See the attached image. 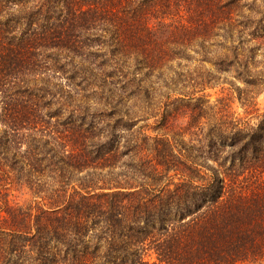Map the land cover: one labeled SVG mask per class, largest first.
Segmentation results:
<instances>
[{"label":"trees","instance_id":"16d2710c","mask_svg":"<svg viewBox=\"0 0 264 264\" xmlns=\"http://www.w3.org/2000/svg\"><path fill=\"white\" fill-rule=\"evenodd\" d=\"M258 50L264 0H0V264H264Z\"/></svg>","mask_w":264,"mask_h":264},{"label":"rangeland","instance_id":"374dc122","mask_svg":"<svg viewBox=\"0 0 264 264\" xmlns=\"http://www.w3.org/2000/svg\"><path fill=\"white\" fill-rule=\"evenodd\" d=\"M255 46H252V47H250V48H254ZM263 54H264V50H262V51H257L256 52V55H255V57L251 60V62H252V64L254 65V66H256L257 68H262L263 69V67H264V56H263ZM220 76H222L223 78H230V75H220ZM221 82H223V81H221ZM239 86H242V84L241 83H239L238 84ZM218 90V89H217ZM217 90L216 91H208L207 92V96L204 98V100H209L211 103H213L214 101H215V99H216V97L218 96V94L217 95H215L216 94V92H217ZM206 95V94H205ZM235 109H236V111L240 114V115H243L244 114V111H243V109L241 108V106H240V104L239 103H236L235 104ZM258 107H259V109L261 110V111H264V91H263V93L259 96V98H258ZM170 110H172V108H170ZM153 122V121H152ZM141 124V123H140ZM162 133V132H161ZM156 134H157V132H156ZM13 199H16V201L17 202H22V203H25L26 201H29L30 199H31V196L27 193L26 194V191H22V190H18V191H15L14 193H13Z\"/></svg>","mask_w":264,"mask_h":264}]
</instances>
